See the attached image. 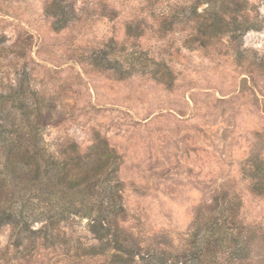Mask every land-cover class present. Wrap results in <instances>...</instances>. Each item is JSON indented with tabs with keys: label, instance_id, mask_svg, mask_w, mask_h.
Instances as JSON below:
<instances>
[{
	"label": "rangeland",
	"instance_id": "1",
	"mask_svg": "<svg viewBox=\"0 0 264 264\" xmlns=\"http://www.w3.org/2000/svg\"><path fill=\"white\" fill-rule=\"evenodd\" d=\"M22 78L48 151L118 154L126 235L181 251L219 220L264 264V0H0V93ZM60 225L35 247L1 227L0 264H80L89 219Z\"/></svg>",
	"mask_w": 264,
	"mask_h": 264
},
{
	"label": "trees",
	"instance_id": "2",
	"mask_svg": "<svg viewBox=\"0 0 264 264\" xmlns=\"http://www.w3.org/2000/svg\"><path fill=\"white\" fill-rule=\"evenodd\" d=\"M32 95L26 78L11 94L0 93V228L11 227L15 245L54 241L61 231L66 233V225L60 224L77 215L89 219L88 231L97 242L81 254L80 247L69 249L83 256L80 264L96 257H105L108 264H250L251 237L244 228L219 220L195 225L181 251L145 248L126 235L119 225L125 209L121 201L116 203L121 197L116 151L100 137L83 153L70 142L59 155L48 151L41 134L42 106L31 101ZM8 100L20 111L18 124L5 109ZM37 221L42 226L33 228Z\"/></svg>",
	"mask_w": 264,
	"mask_h": 264
}]
</instances>
